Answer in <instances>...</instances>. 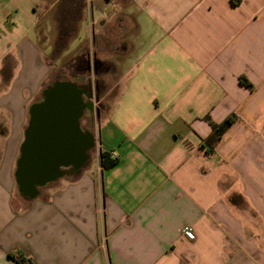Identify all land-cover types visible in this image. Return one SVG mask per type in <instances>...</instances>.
I'll list each match as a JSON object with an SVG mask.
<instances>
[{"label":"crops","instance_id":"obj_1","mask_svg":"<svg viewBox=\"0 0 264 264\" xmlns=\"http://www.w3.org/2000/svg\"><path fill=\"white\" fill-rule=\"evenodd\" d=\"M118 21L134 59L83 97L101 107L80 119L86 160L25 198L31 107L55 81L39 26L83 52ZM234 115L209 152L206 119ZM0 264H264V0H0Z\"/></svg>","mask_w":264,"mask_h":264},{"label":"water","instance_id":"obj_2","mask_svg":"<svg viewBox=\"0 0 264 264\" xmlns=\"http://www.w3.org/2000/svg\"><path fill=\"white\" fill-rule=\"evenodd\" d=\"M85 105L79 85L59 81L33 108L18 172L20 192L25 198H33L41 187L60 177L61 168L73 162L75 154L82 156L94 143L90 133L83 134V142L80 138Z\"/></svg>","mask_w":264,"mask_h":264},{"label":"rangeland","instance_id":"obj_3","mask_svg":"<svg viewBox=\"0 0 264 264\" xmlns=\"http://www.w3.org/2000/svg\"><path fill=\"white\" fill-rule=\"evenodd\" d=\"M122 1H125V0H122ZM128 19L129 18H127V20ZM113 22L115 23V21ZM58 28H60L63 31H67V30L69 31V26H60V27L58 26L57 27V25L54 26L53 29H51V31H49L50 32L49 35L48 34L44 35L46 34L45 33L46 30H44V28H43V32L41 31L42 34L44 33L41 37V42H42L41 44L43 45V47L48 46V50H46V53H47L46 60L52 65V72L50 75V79L71 81L73 83L75 82L85 83L88 79V75L87 76L84 75L83 77L76 78L72 76L73 72L69 68V62H71V60L74 58L75 55H78L79 53L82 52L83 47L85 49V45L80 44L74 52L73 51L69 52V34L66 37L57 35ZM81 28L82 29L80 30L79 35L81 36V39H82L86 36V30L88 28V21L84 20L83 23L81 24ZM129 28L130 30H128L126 37L120 36L122 34L120 30L115 29V31H111L112 28H110V26L100 31V33H106V35L100 36L101 41L96 44V47H94V50H97V48L99 47L100 48L98 50L99 58H101L102 60L110 61L111 64L114 65L115 69L113 70L111 69L109 72H105L102 75L101 81H100L102 85L101 86L102 90L100 91L101 93H99L96 96L98 98L106 97L107 93L109 94L107 97H111L112 94L116 93V91L118 90V82L120 79V77H118V74L120 72L122 73V70H124V68L129 67L133 62L134 58L130 57L134 51L133 42L131 43L128 42L129 43L128 53L117 52L114 50L115 48H112L113 45H116L115 43H119V41H121L119 40L120 37L121 39H125L131 36L132 34L131 31L133 29H132V26H130ZM76 34H77V29L74 35ZM49 38L51 39V42H48L50 40ZM77 43H78V40L76 41L74 39L71 42V45H70L71 48L76 47ZM91 76H92V80H94L93 75Z\"/></svg>","mask_w":264,"mask_h":264},{"label":"flooded vegetation","instance_id":"obj_4","mask_svg":"<svg viewBox=\"0 0 264 264\" xmlns=\"http://www.w3.org/2000/svg\"><path fill=\"white\" fill-rule=\"evenodd\" d=\"M115 29L120 30V31L125 30L124 26H122L121 23H119V21L116 23L114 27H112L111 31H115ZM67 33H69L68 30L66 32H62L61 36L66 37ZM94 44L96 47V44H97L96 36L94 37ZM115 44L116 45H113L112 47V48H115L114 49L115 51L122 52V53H128V50H129L128 41H119V43H115ZM99 49H100L99 47L97 48V50H94V48L92 50L86 49L83 52L79 53L78 55H75L74 58L71 60V62H69V68L73 72L72 76L76 78H80V77H83L84 75L85 76L88 75V79L85 83H79V82H75V83L80 86L83 97L90 96V99L93 97L96 98V96L100 93V90L102 88L101 87L102 85L100 83L102 75L105 72H109L111 69L112 70L115 69L114 65L111 64L110 61L102 60L101 58H99L98 56ZM91 75H93L94 80H92ZM59 81H62V80L56 79L54 82H59ZM85 104H86L85 109L90 108L92 110L94 109L95 112L100 111V108H101L100 106L93 107L92 104L86 103V102ZM80 138L82 140L81 142H83L84 136L82 135ZM82 156H80L79 154H75L72 157L74 159L72 163H74L75 165L83 163V161L86 160L85 152H82ZM64 174L65 172L63 171L62 175Z\"/></svg>","mask_w":264,"mask_h":264},{"label":"trees","instance_id":"obj_5","mask_svg":"<svg viewBox=\"0 0 264 264\" xmlns=\"http://www.w3.org/2000/svg\"><path fill=\"white\" fill-rule=\"evenodd\" d=\"M39 29H40V34H42L43 32V28L42 26H39ZM42 31V32H41ZM240 82L246 86L247 88L249 89H252V84L244 77H241L240 78ZM55 82H53L54 84ZM51 84L50 86H48L45 90H44V96L46 95L47 91L51 88V86L53 85ZM37 104H34L32 105L31 107V118H30V122L26 128V135H25V140L22 144V147H21V155L18 159V162H17V169H16V178H17V183L19 185V188L21 187L20 186V180H19V176H18V172H19V168H20V161L23 157V154H24V146L27 142V135H28V131L30 129V124H31V120H32V110L33 108L36 106ZM209 124L211 125L212 127V130H213V133L211 135V137L209 139H207L206 143L207 145L209 146L210 148V151L209 152H214L215 151V147L217 146V144L219 143V141L221 140L222 136L224 135V133L236 122L237 120V117L234 115V116H231L229 117L223 124L221 125H217V124H214L210 121V119H206ZM102 167L104 169H110L112 168L113 166H115L117 163H118V160H113L111 158V155L109 153H102Z\"/></svg>","mask_w":264,"mask_h":264},{"label":"built area","instance_id":"obj_6","mask_svg":"<svg viewBox=\"0 0 264 264\" xmlns=\"http://www.w3.org/2000/svg\"><path fill=\"white\" fill-rule=\"evenodd\" d=\"M183 233H184V235H185L187 238H189V239H191V240H194V239H195V234H194L192 228H190V227H186V228H184Z\"/></svg>","mask_w":264,"mask_h":264}]
</instances>
